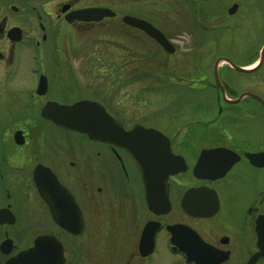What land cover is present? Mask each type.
Returning a JSON list of instances; mask_svg holds the SVG:
<instances>
[{
    "label": "flooded vegetation",
    "instance_id": "obj_1",
    "mask_svg": "<svg viewBox=\"0 0 264 264\" xmlns=\"http://www.w3.org/2000/svg\"><path fill=\"white\" fill-rule=\"evenodd\" d=\"M86 11L101 20L70 22L75 13ZM127 17L161 32L175 52L168 53L143 29L127 24ZM225 18L236 21L238 30L264 36V0H0V210H8L14 223L0 225L3 242L11 239L15 245L18 231L10 228L22 223L28 231H19L20 243L30 244L29 249L39 237L52 235L64 247L65 264H79L72 259L78 251L73 246L68 257L61 239L69 237L70 246L84 235L99 241L93 264H108L109 258L114 261L109 264H253L264 242V93L227 91L226 97L237 102L230 104L222 92L212 91L216 111L200 116L196 135L176 134L183 125L165 133L173 154L188 165L186 173L166 183L171 205L166 215L150 211L138 162L127 150L91 140L50 118L64 106L90 101L125 130L138 125L124 123L98 100H80L70 29L102 35L125 29L138 38V70H143L174 57L184 64L190 52L204 49L201 36L219 33L218 23ZM217 149L230 151L233 167L220 180L197 179L193 170L200 155ZM40 187L58 191L53 199L57 217ZM192 189L216 194L214 216L195 218L184 211L183 200ZM201 208L208 213L203 199ZM219 218L222 224L214 221ZM200 223L210 224L215 241L195 226ZM131 242L134 248L127 247ZM255 264H264V256Z\"/></svg>",
    "mask_w": 264,
    "mask_h": 264
},
{
    "label": "rangeland",
    "instance_id": "obj_2",
    "mask_svg": "<svg viewBox=\"0 0 264 264\" xmlns=\"http://www.w3.org/2000/svg\"><path fill=\"white\" fill-rule=\"evenodd\" d=\"M235 22L225 18L218 23L219 33L201 36V43L205 45L204 49L201 52H190L191 57L184 64L177 62L179 58L174 57L169 61L159 62L157 67L144 66L141 68L143 70H138V51L135 46L136 40L138 44V38L130 36L129 32L125 33V29H121L120 32L112 31L108 35L98 32H76L70 29L68 39H71V42L68 45L72 52V60L75 61L72 65L78 68L79 98L80 100L91 98L106 104L115 110L117 116L126 124L138 123L166 133L182 125H192L187 132L196 134L198 125L195 121L209 115L212 109L216 111L217 108L216 97L212 95L214 89L210 86L214 83L215 61L219 58H228L238 67H250L259 60L264 36H251L243 30H238ZM111 28L116 27L110 25L109 29ZM74 32L77 33V38ZM148 47V50H151L152 47ZM219 78L222 85L224 84L234 93L247 90L264 93V65L256 73L243 75L223 64ZM226 124L229 125L230 121ZM179 130L176 134L182 133L184 129ZM223 135L227 136V133ZM197 148L196 146L194 149L197 150ZM228 180L225 185L229 186ZM220 218L214 221L222 224L219 222ZM225 218L227 219V216ZM142 219L148 220L144 214ZM207 224L208 228L203 223L195 226L211 236L209 237L211 241H215L216 237L211 231L213 228L209 223ZM20 230L24 233L28 231L23 228L22 223L10 228V232L18 231L15 234L17 241L14 254L27 250L30 246L18 241ZM48 230H51L54 235L58 231L55 228ZM4 231V228L0 229V243L4 240L3 234L1 235ZM107 231L108 228H104V233ZM67 239L69 241L62 239L61 241L67 250L68 257L70 253L72 256L70 251L74 246L78 252L74 253L72 259L78 258L79 264L96 262L95 255L99 241L92 240L91 236L87 239L84 235L74 243L71 241L72 244L69 246L70 239L69 237ZM102 241L109 244V240ZM105 244L101 243L103 251L106 250ZM132 244V242L129 243L127 247L134 248ZM5 260L6 258L0 255V264H3ZM109 260L110 258L106 260L108 264L114 263Z\"/></svg>",
    "mask_w": 264,
    "mask_h": 264
},
{
    "label": "water",
    "instance_id": "obj_3",
    "mask_svg": "<svg viewBox=\"0 0 264 264\" xmlns=\"http://www.w3.org/2000/svg\"><path fill=\"white\" fill-rule=\"evenodd\" d=\"M234 12L235 8L231 11V14H234ZM74 20L91 22L100 21L101 18L86 11L75 13L70 22ZM125 22L133 27L143 29L149 36L157 40L168 53L173 54L175 52L164 35L148 23L129 17L125 19ZM222 63H227L239 73L252 74L258 71L264 63V48L259 62L250 68L238 67L227 58L217 60L214 67L216 88L223 93L225 101L233 104L236 101L227 99L226 89L219 78V67ZM50 118L64 128L86 134L93 140L112 143L129 151L133 160L138 162L150 211L158 215H166L170 212L171 205L166 192V183L169 178L186 173L188 165L184 158L173 154L170 139L167 136L160 131L145 128L141 125L126 131L103 107L90 101L79 102L73 107L64 106L57 114L51 115ZM197 125L200 126L201 123L197 122ZM191 127L192 125L189 129ZM231 156L230 151L223 149L203 151L194 167V175L199 180L217 181L224 178L234 165ZM49 178L55 182V178ZM53 186L57 189L59 185L55 183ZM40 188L41 194L47 200L54 218L57 217L58 209L56 201L53 199H55L58 191L48 192L44 191L43 187ZM215 195L209 189H192L186 194L182 208L192 217L211 218L218 210ZM202 199L204 205L209 207L208 213H203L205 210L201 208ZM205 200L206 202H204ZM7 212L8 210H0V225L14 224ZM63 226L66 230L74 232L71 227ZM259 247L261 251L254 256L253 264L264 256V242L260 241ZM1 250L3 254L10 255L14 250L13 241H5L1 246ZM65 262L62 244L54 236H42L35 241L32 248L11 257L5 264H65Z\"/></svg>",
    "mask_w": 264,
    "mask_h": 264
}]
</instances>
